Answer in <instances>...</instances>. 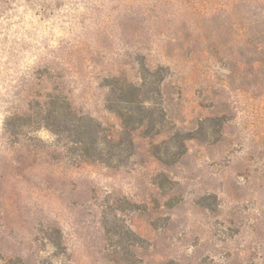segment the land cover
Listing matches in <instances>:
<instances>
[{
  "label": "rangeland",
  "instance_id": "1",
  "mask_svg": "<svg viewBox=\"0 0 264 264\" xmlns=\"http://www.w3.org/2000/svg\"><path fill=\"white\" fill-rule=\"evenodd\" d=\"M0 264H264V0H0Z\"/></svg>",
  "mask_w": 264,
  "mask_h": 264
},
{
  "label": "trees",
  "instance_id": "2",
  "mask_svg": "<svg viewBox=\"0 0 264 264\" xmlns=\"http://www.w3.org/2000/svg\"><path fill=\"white\" fill-rule=\"evenodd\" d=\"M121 87L120 89L123 91L124 94H134L135 97H131V99L129 100L131 102V104L133 105H139V103H141V100L137 97V94H135V91H137L141 86H138L137 84L135 83H126V81L120 83ZM143 102V101H142ZM119 116L125 120V122L123 123L124 124V127L125 128H128V122H129V119L130 117H132L131 115H128V113H124V111H121V110H118L117 111ZM130 128V127H129Z\"/></svg>",
  "mask_w": 264,
  "mask_h": 264
}]
</instances>
